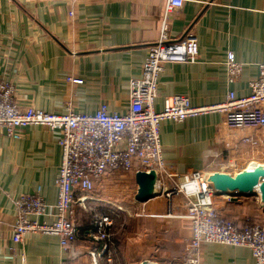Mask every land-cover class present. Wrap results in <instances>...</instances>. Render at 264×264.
I'll return each mask as SVG.
<instances>
[{"label": "crops", "instance_id": "crops-1", "mask_svg": "<svg viewBox=\"0 0 264 264\" xmlns=\"http://www.w3.org/2000/svg\"><path fill=\"white\" fill-rule=\"evenodd\" d=\"M163 23L171 36L192 33L198 53L192 62L164 63L157 79L156 111L174 94L203 106L223 102L228 90L237 96L249 92L250 80L264 63V0H183L181 7L167 14L164 0H0V76L13 84L21 106L63 112L69 104L76 112L92 113L105 104L109 111L122 113L129 102V82L140 76L148 46ZM229 50L242 63L241 74L232 83L224 65ZM67 76L82 83H69ZM58 133L42 125L21 128L19 137L0 132V264H93L86 251L99 245L85 235L93 224L86 213L90 210L79 205L74 244L80 256L71 259L53 234L28 232L19 242L11 239L17 196L39 187L49 206L56 201ZM250 133L228 127L221 111L202 112L180 122L166 120L159 131L165 169L176 174L220 171L227 158L243 152L240 139ZM256 162L260 163H249ZM94 188L99 194L87 201L93 210L96 201L105 198L124 206L127 213L135 209L133 229L124 236L126 264L149 258L170 264L181 259L191 222L179 216L185 212L180 196H173L170 213L157 184L155 196L137 201L135 173L123 171L106 173ZM251 199L226 200L222 212L239 224H264V210L260 212ZM115 241L111 264L120 263ZM199 258L200 264H255L249 248L219 243L203 244Z\"/></svg>", "mask_w": 264, "mask_h": 264}, {"label": "built area", "instance_id": "built-area-1", "mask_svg": "<svg viewBox=\"0 0 264 264\" xmlns=\"http://www.w3.org/2000/svg\"><path fill=\"white\" fill-rule=\"evenodd\" d=\"M164 1L166 14L183 4V0ZM69 13L72 14V11ZM197 53L198 43L192 33L171 36L168 25L163 23L158 37L148 46L140 76L129 82V102L122 113L109 111L105 104L92 113L76 112L69 104L63 112L32 105L21 106L15 98L13 84L0 76V132L4 130L7 135L19 137L21 128L42 125L59 132L61 149L55 179V203L49 206L39 187L32 193L17 196L13 200L15 219L10 229L13 242L21 241L28 232L53 234L58 236L61 248L71 259L80 256L81 252L74 244L78 237L75 206L79 205L94 212L93 226L86 230L85 235L99 246L87 250V255L93 264L101 260L111 264L113 216L87 207L86 200L90 197L87 193L108 172L153 170L156 182L162 188L160 193L168 198V212H171L173 196L178 195L185 206V212L179 216L187 217L191 222L192 230L185 244L183 264H200L199 251L205 243L245 246L249 248L255 264H264V224H239L227 217L222 212L223 202L222 205L214 203L217 194L208 180L211 172L190 170L176 174L165 169L159 131L161 123L166 120L180 122L202 112L221 111L228 127L251 130L250 134L240 139L243 149L252 150L264 142V63L259 64L258 75L250 80L249 92L245 95L237 96L233 90H228L223 102L195 106L186 95L174 94L164 99L162 109H154L157 79L164 63L192 62ZM224 65L227 81L235 82L241 74L242 63L229 50ZM66 79L69 83H82V79L73 76ZM224 164L226 167L235 166L236 161L229 157L222 166ZM242 169L240 167L228 173L236 174ZM221 196L229 201V196ZM49 214L52 217L50 221L32 219Z\"/></svg>", "mask_w": 264, "mask_h": 264}, {"label": "water", "instance_id": "water-1", "mask_svg": "<svg viewBox=\"0 0 264 264\" xmlns=\"http://www.w3.org/2000/svg\"><path fill=\"white\" fill-rule=\"evenodd\" d=\"M154 180L155 172L153 170L149 172L141 170L135 173L137 184L135 200L144 202L155 196L153 193L145 192L152 188ZM208 180L213 184L216 194L229 196V201H237L239 196L258 197L260 203L264 204V165L253 170L246 167L236 174L214 171L209 174ZM147 184H149L148 189H146ZM139 264H149V260L144 259Z\"/></svg>", "mask_w": 264, "mask_h": 264}, {"label": "rangeland", "instance_id": "rangeland-1", "mask_svg": "<svg viewBox=\"0 0 264 264\" xmlns=\"http://www.w3.org/2000/svg\"><path fill=\"white\" fill-rule=\"evenodd\" d=\"M263 148H264V142H263L262 146H258L257 148L254 149V151H252L251 149L245 148L244 152H242L241 154H239L237 156L236 155L232 156V159H234V161H236L235 166L232 165V166H229L230 167L229 168V167H226V165L224 164V166H221L222 170H220V171L228 173V172L233 171V170L235 171L237 168H240V167L246 168L250 161H258V162L264 164V149ZM131 182H134L132 178H131ZM130 187L127 186L128 189H130ZM132 192H134L133 188H132ZM132 192H129V193L132 194ZM95 193L99 194V190L96 188H94L90 192H88L87 195L92 196ZM163 198L168 200V198H166L165 196H163ZM224 198L225 197L221 196V195H216L214 197V203L215 204L217 203V205H222V202H223V209H222L223 211L226 210L225 203L227 202V201L225 202ZM105 199L107 200V198H105ZM89 200L90 199L86 200L87 207L89 205L93 206V205L87 203V201H89ZM106 200H104V199L99 200V201L97 200L96 201L97 203L95 205V211L98 213H108V214H111L113 216V224H112V229H111L112 231L111 232H112V236H113L114 240H116L115 242L118 245L117 246L118 247L117 253L119 255H121V256H118L119 257L118 261L120 262L119 264H126V258L123 257V253H125V251H126V249H125L126 248V242L124 241V236H125L126 231H132V229H133L131 218L134 216L133 214L135 212L134 211L135 209H133V210L130 209L129 213H127L126 211H122L123 210L122 208H124V206H122V205L121 206H119V205L115 206L114 204L112 205L109 202H106ZM250 201H251L252 205L255 204V206H256V208H258V210L259 209L264 210V204L260 203L258 197H254V199L253 200L251 199ZM108 206H112L113 209H112V207L108 208ZM86 213L88 214V216H90L91 219L93 218V213H94L93 211H92V213H91V211L86 212ZM191 230H192V226H191ZM184 252H185V250H184ZM182 257H183V255H182ZM182 257L180 260L173 262V263H170V264H183ZM120 258L121 259L123 258L122 261H120ZM148 260L151 261L152 263H157V264H169V263L160 262L156 258H149Z\"/></svg>", "mask_w": 264, "mask_h": 264}, {"label": "bare ground", "instance_id": "bare-ground-1", "mask_svg": "<svg viewBox=\"0 0 264 264\" xmlns=\"http://www.w3.org/2000/svg\"><path fill=\"white\" fill-rule=\"evenodd\" d=\"M257 163V162H256ZM249 163L248 165H247V168L248 169H250V170H253L254 168H256V167H258V166H261V165H264V164H262V163ZM155 184H157L158 185V183L156 182V179L153 181V184H152V188H150V189H148L149 188V184H147V186H146V189H148V191H145L146 193H153L154 194V185ZM159 186V185H158ZM160 187V186H159ZM161 190H162V188H161ZM256 191H257V193L259 194V192H258V190L256 189ZM149 264H156V263H152V262H150Z\"/></svg>", "mask_w": 264, "mask_h": 264}, {"label": "trees", "instance_id": "trees-1", "mask_svg": "<svg viewBox=\"0 0 264 264\" xmlns=\"http://www.w3.org/2000/svg\"><path fill=\"white\" fill-rule=\"evenodd\" d=\"M92 221V220H91ZM91 225V223L89 224V226ZM79 226V225H78ZM88 227V226H87ZM92 226H90V228H91ZM85 229H87V228H85Z\"/></svg>", "mask_w": 264, "mask_h": 264}]
</instances>
